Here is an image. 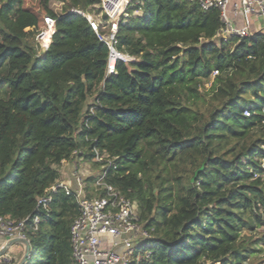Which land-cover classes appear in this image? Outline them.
<instances>
[{
  "label": "trees",
  "instance_id": "1",
  "mask_svg": "<svg viewBox=\"0 0 264 264\" xmlns=\"http://www.w3.org/2000/svg\"><path fill=\"white\" fill-rule=\"evenodd\" d=\"M50 1L0 0V215L23 219L51 196L25 264H75L78 203L51 187L75 155L101 170L94 149L112 160L105 182L135 201L152 264H263L251 257L264 243V34L223 40L216 8L142 0L116 32L136 60L108 74L107 45L69 11L99 0H54L61 13ZM45 15L55 31L38 52Z\"/></svg>",
  "mask_w": 264,
  "mask_h": 264
},
{
  "label": "built area",
  "instance_id": "2",
  "mask_svg": "<svg viewBox=\"0 0 264 264\" xmlns=\"http://www.w3.org/2000/svg\"><path fill=\"white\" fill-rule=\"evenodd\" d=\"M142 0H99L95 5L100 20L88 11L70 9L86 17L98 38L108 47V74L113 73L116 62L133 63L136 58L116 48L118 23L126 18L130 4H140ZM197 2L203 10L218 9L223 23L217 37L227 40L232 36L249 37L255 33L264 34V0H189ZM231 6L228 10V6ZM134 13H138L135 11ZM254 19V20H252ZM104 28V29H101ZM55 31V19L43 17V25L35 34L38 52L47 49ZM215 70L213 74H216ZM93 111V107L89 108ZM245 116L250 110H244ZM93 161L101 162V171L93 182V194L86 192L85 179L79 166L73 163L72 175L77 187L70 189L56 182L51 189L63 188L73 195L78 203L79 213L70 225L71 254L75 264H152V253L148 247L149 231L141 222L135 201L125 197L114 186L105 182L107 169L112 160L94 149ZM75 157H78L75 155ZM264 167V162H262ZM50 188L36 197L34 212L23 219H13L0 215V248L14 238H25L38 229L42 214L50 210ZM105 243V244H104ZM109 245L108 247H106ZM17 246V249H13ZM105 246V247H104ZM24 252L21 243L11 245L0 256V264H18Z\"/></svg>",
  "mask_w": 264,
  "mask_h": 264
},
{
  "label": "crops",
  "instance_id": "3",
  "mask_svg": "<svg viewBox=\"0 0 264 264\" xmlns=\"http://www.w3.org/2000/svg\"><path fill=\"white\" fill-rule=\"evenodd\" d=\"M73 163H76V165L79 166V170L83 175L84 179L91 175H94V173L98 171L97 169L91 167L88 162L82 161L78 157H74V159L69 161H62L58 167L59 178L57 182L67 186L70 189H75L77 187L76 180L72 175ZM90 185L91 183L88 180H85L86 192L88 195L93 194V188ZM13 249H17V246H13Z\"/></svg>",
  "mask_w": 264,
  "mask_h": 264
},
{
  "label": "rangeland",
  "instance_id": "4",
  "mask_svg": "<svg viewBox=\"0 0 264 264\" xmlns=\"http://www.w3.org/2000/svg\"><path fill=\"white\" fill-rule=\"evenodd\" d=\"M231 2L235 1V0H230ZM50 6L57 12V13H61L62 11V6L59 2L57 1H54V0H51L50 1ZM230 5L228 6V10L230 9ZM88 13H91V14H94L95 16V19L96 20H100V17L99 15H97L99 12L98 10L94 7H92L91 9H88ZM254 20V19H252ZM101 29H104L101 27ZM212 78V77H211ZM209 85H210V82L208 81L207 83L204 84V87L202 90L203 91H206L208 90L209 88ZM8 97V86H7V83L6 82H2L0 83V98H6ZM262 162H264V160H262ZM91 167H93L94 169H97L98 171L96 173H94V175H97L101 170L100 168L98 167H95L93 165L90 164ZM93 188V185L91 186ZM263 228V227H262ZM261 228V229H262ZM264 229V228H263ZM109 245H107L106 247H108ZM105 247V246H104ZM257 248H259V251L257 253H255L252 257H251V261H253L254 263L258 262V261H263V264H264V243L262 242H259L257 244Z\"/></svg>",
  "mask_w": 264,
  "mask_h": 264
},
{
  "label": "water",
  "instance_id": "5",
  "mask_svg": "<svg viewBox=\"0 0 264 264\" xmlns=\"http://www.w3.org/2000/svg\"><path fill=\"white\" fill-rule=\"evenodd\" d=\"M18 243H21L24 245V252L22 254V257L19 261L18 264H25L26 263V259L27 257L29 256V253H30V243H29V240L25 239V238H14V239H11L9 241H7L1 248H0V256L2 254H4L11 245H14V244H18Z\"/></svg>",
  "mask_w": 264,
  "mask_h": 264
}]
</instances>
